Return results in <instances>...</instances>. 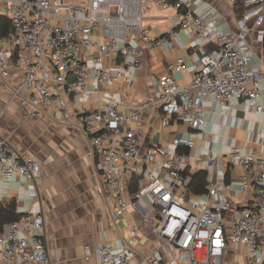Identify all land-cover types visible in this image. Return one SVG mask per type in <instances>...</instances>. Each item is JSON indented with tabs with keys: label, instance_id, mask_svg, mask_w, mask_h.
Wrapping results in <instances>:
<instances>
[{
	"label": "built area",
	"instance_id": "built-area-1",
	"mask_svg": "<svg viewBox=\"0 0 264 264\" xmlns=\"http://www.w3.org/2000/svg\"><path fill=\"white\" fill-rule=\"evenodd\" d=\"M222 1L238 9V33L221 30L223 20L217 11L192 0H10L11 28L0 39V77L10 83L19 72L14 95L23 121L46 112L71 126L73 117L56 86L78 98L89 87L97 93L101 105L81 116L80 127L97 159L102 193L114 201L116 223L128 210V174L142 158L146 144L145 130L139 125L144 110L161 113L163 126L175 119L193 131L207 126L206 103L228 105L240 100L264 116V72L253 70L254 55L247 46L252 31L264 26V0ZM150 10H173L176 28L156 35L154 27H162L163 22L147 18ZM214 24L219 25L217 30ZM190 31L195 39L215 46V51L205 52L198 60L189 83L182 85L173 75L185 69L179 59L159 76L156 97L128 114L114 100L98 95L102 84L114 81L116 67L124 64L139 72L146 50L169 46ZM195 147L196 141L189 137L175 138L171 148L148 150V162L153 154L160 155L162 176L148 170L133 193L135 200L147 198L152 204L145 223L159 242L170 247L166 264H224L231 248L244 254L247 264H264V158L255 159L236 146L224 157H198L192 164L190 151ZM203 166L226 168L227 177L208 176L205 194L187 196L191 175ZM41 171L35 158L0 134V192L15 191L19 204L36 200L38 191L27 182L37 179ZM234 188L247 204L229 218L234 202L227 192ZM2 207L0 264H54L43 211L21 207L18 221L3 223ZM85 249L92 251L91 246ZM159 255H147L144 262L162 264ZM94 257L98 264H134L136 251H116L100 243Z\"/></svg>",
	"mask_w": 264,
	"mask_h": 264
},
{
	"label": "crops",
	"instance_id": "crops-1",
	"mask_svg": "<svg viewBox=\"0 0 264 264\" xmlns=\"http://www.w3.org/2000/svg\"><path fill=\"white\" fill-rule=\"evenodd\" d=\"M192 2L217 11V16L223 20L220 28L224 32L235 34L240 31V18L231 3L222 0ZM9 7L10 0H0V22L9 20ZM146 16L162 20V27H154L156 35H164L176 28L177 18L173 10H150ZM212 28L217 30L219 25L214 24ZM247 46L254 55L253 70L264 72V26L252 31ZM213 51L215 46L195 39L193 32L183 33L169 46L146 50L139 72L134 73L124 64L116 67L113 70L114 81L102 84L98 95L105 100H114L128 114L130 109L141 106L148 98L156 97L158 78L167 72L170 64L177 63L179 59L185 62V69L173 74L184 85L191 81L198 60L205 52ZM15 74L10 83L0 77V134L9 138L14 147L35 158L42 171L37 179L27 182L31 189L38 191L36 200L24 199L19 204L16 192L6 189L0 192V204H14L16 214L20 216L23 214L21 207L43 211L49 255L54 264H98L94 250L100 243L109 244L116 251L133 248L136 251L134 264H146L144 258L154 254L162 256V264L167 263L171 258L170 247L159 242L157 234L145 223L152 208L151 202L147 198H133L148 170L162 176L160 155L153 154L148 162V150L171 148L175 138L192 137L196 141V147L190 151L192 164L198 157H224L236 146L255 159L264 158V116L240 100H232L228 105L206 103L208 122L204 131H193L175 119L163 126L162 114L146 109L139 123L145 130L146 144L142 158L128 174V210L116 223L114 201L102 193L98 162L80 127L81 116L101 105L97 93L89 87L87 94L78 98L56 86L73 117L71 126L62 124L59 115L53 118L46 112L23 121V110L14 95L20 74L17 71ZM201 171L207 172V180L214 174L227 177L226 168L219 170L203 166L197 172ZM227 193L234 202V210L228 214L230 218L246 207L247 199L240 196L237 188ZM86 246H91L92 251H87ZM224 264L247 262L244 254L231 248Z\"/></svg>",
	"mask_w": 264,
	"mask_h": 264
},
{
	"label": "trees",
	"instance_id": "trees-1",
	"mask_svg": "<svg viewBox=\"0 0 264 264\" xmlns=\"http://www.w3.org/2000/svg\"><path fill=\"white\" fill-rule=\"evenodd\" d=\"M237 14L238 9L236 8ZM240 12V11H239ZM11 28V23L9 20H2L0 22V37L7 35L8 31ZM182 152V150H178ZM187 153H189L186 150ZM136 189L134 192H136ZM208 190V180H207V172L201 171L197 172L194 175H191V179L187 185V196H201L205 194ZM2 218L3 223L18 221L21 216L16 214L15 205L11 204L8 206L2 207Z\"/></svg>",
	"mask_w": 264,
	"mask_h": 264
}]
</instances>
